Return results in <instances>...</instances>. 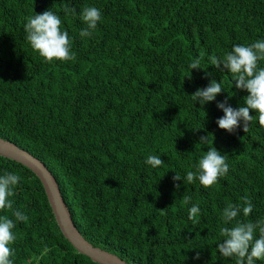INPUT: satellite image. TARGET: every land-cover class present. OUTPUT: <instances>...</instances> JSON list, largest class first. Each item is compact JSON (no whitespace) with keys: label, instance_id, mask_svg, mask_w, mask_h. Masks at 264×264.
I'll use <instances>...</instances> for the list:
<instances>
[{"label":"trees","instance_id":"obj_1","mask_svg":"<svg viewBox=\"0 0 264 264\" xmlns=\"http://www.w3.org/2000/svg\"><path fill=\"white\" fill-rule=\"evenodd\" d=\"M91 6L102 19L81 39L80 13ZM45 10L60 16L75 61L48 62L26 40L27 18ZM257 40H264V0H0V138L43 162L94 246L129 264H235L218 252L220 228L264 219V127L251 110L246 132L243 121L234 133L218 127L217 103L232 95L229 105L244 106L248 92L210 61ZM197 58L202 69L191 70ZM212 79L224 91L203 106L194 102ZM212 146L226 156L228 173L210 188L188 183ZM148 155L164 164L152 168ZM6 171L22 179L9 197L13 210L0 215L14 219L20 210L29 218L13 229V264H99L63 236L37 176L0 156V175ZM175 174L182 179L174 182ZM245 195L252 213L225 224L223 209Z\"/></svg>","mask_w":264,"mask_h":264},{"label":"clouds","instance_id":"obj_2","mask_svg":"<svg viewBox=\"0 0 264 264\" xmlns=\"http://www.w3.org/2000/svg\"><path fill=\"white\" fill-rule=\"evenodd\" d=\"M74 9L65 7V13L70 14ZM80 19L86 27L81 29V39L93 36L97 24L102 19L101 11L94 7H85L80 13ZM62 20L59 15L50 10L43 13H35L27 18L24 25L26 40L31 48L46 61H75L76 55L71 51L72 40L67 31L61 30ZM264 61V40H257L250 45H234L232 50L226 52L222 58L213 56L211 65L217 69H227L231 74L232 81H235L237 89L246 90L248 95L244 98V106L233 108L228 104L229 95L223 102L217 103V108L222 110L224 115L216 120L218 127L228 133H234L241 127L246 132L253 121L250 110L256 113L258 123L264 127V67H259V62ZM223 65V69H221ZM192 69H202L200 59H194L190 64ZM222 91V81L212 79L206 87L198 88L191 98L194 102L199 101L203 106L216 99ZM201 144L209 143V136L199 138ZM146 164L152 168H158L164 164L160 156L148 155ZM229 171L226 156L216 147L212 146L205 151L196 165V171H188L186 181L192 183L198 180L204 188H210ZM22 177L14 172H5L0 175V211L13 210V201L9 197L14 195V188L19 184ZM173 181H180L182 178L175 174ZM179 189V184H174ZM185 203L191 198L184 196ZM199 204L193 205L188 212V217L193 222L200 214ZM253 211L252 201L245 195L241 204H227L222 212V220L225 224L236 220L241 214L248 217ZM14 219L8 215H0V264H13L11 257L14 250L11 247L17 239L13 229L16 222H28V216L20 210L12 211ZM258 233V235H257ZM222 242L217 244L218 252L222 257L235 258V264H256L257 261H264V219L255 222L236 221L233 227L220 228ZM194 259H200L197 252Z\"/></svg>","mask_w":264,"mask_h":264},{"label":"water","instance_id":"obj_3","mask_svg":"<svg viewBox=\"0 0 264 264\" xmlns=\"http://www.w3.org/2000/svg\"><path fill=\"white\" fill-rule=\"evenodd\" d=\"M0 156L20 162L35 172L34 174L43 184L44 192L60 231L79 253L99 264H129L116 254L94 246L80 234L72 221L54 176L41 160L14 142L3 138H0Z\"/></svg>","mask_w":264,"mask_h":264},{"label":"bare ground","instance_id":"obj_4","mask_svg":"<svg viewBox=\"0 0 264 264\" xmlns=\"http://www.w3.org/2000/svg\"><path fill=\"white\" fill-rule=\"evenodd\" d=\"M18 163H20V162H18ZM20 164H22V163H20ZM22 165H24V164H22ZM25 167H27L26 165H24ZM28 169H30L33 173H35L31 168H29V167H27ZM41 181V180H40ZM55 181H56V179H55ZM42 183V182H41ZM56 184H57V186H58V189H59V192H60V187H59V185H58V183H57V181H56ZM43 185V184H42ZM77 228V227H76ZM78 230V229H77ZM88 257V256H87Z\"/></svg>","mask_w":264,"mask_h":264}]
</instances>
